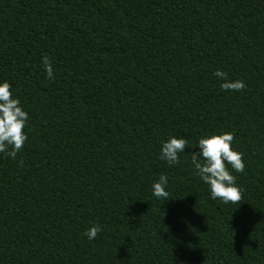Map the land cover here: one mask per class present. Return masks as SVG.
<instances>
[{
	"label": "trees",
	"instance_id": "1",
	"mask_svg": "<svg viewBox=\"0 0 264 264\" xmlns=\"http://www.w3.org/2000/svg\"><path fill=\"white\" fill-rule=\"evenodd\" d=\"M0 79L29 116L0 153V264H264V0H0ZM224 131L245 165L227 204L196 148L158 158Z\"/></svg>",
	"mask_w": 264,
	"mask_h": 264
},
{
	"label": "clouds",
	"instance_id": "2",
	"mask_svg": "<svg viewBox=\"0 0 264 264\" xmlns=\"http://www.w3.org/2000/svg\"><path fill=\"white\" fill-rule=\"evenodd\" d=\"M41 64L49 78H53V67L47 55L41 57ZM213 75L220 81V88L225 91H240L245 87L242 79H229L228 74L216 69ZM29 119L18 97L13 95L12 85L7 79H0V153L15 158L28 139L25 131ZM234 136L230 131L206 132L197 138L195 144L181 135H170L161 142L158 158L168 165L178 163L180 153L185 147H194L197 151L191 157V164L202 183L207 185L209 198L219 199L223 203H236L241 200L243 191L236 183L232 172H242L244 161L242 153L233 144ZM168 177L160 174L151 185V194L157 200L169 199ZM102 230L100 224H91L82 235L93 240Z\"/></svg>",
	"mask_w": 264,
	"mask_h": 264
}]
</instances>
